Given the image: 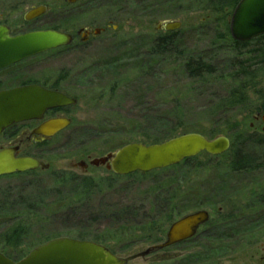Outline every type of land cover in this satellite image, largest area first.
Here are the masks:
<instances>
[{
    "label": "rangeland",
    "instance_id": "rangeland-1",
    "mask_svg": "<svg viewBox=\"0 0 264 264\" xmlns=\"http://www.w3.org/2000/svg\"><path fill=\"white\" fill-rule=\"evenodd\" d=\"M110 1L81 0L70 5L64 0H0V25L8 26L13 34L57 29L74 36L71 46L30 58L12 67L23 76L8 83L44 82L46 77L47 85L59 81L60 89L78 100L75 107L66 110L72 119L71 125L48 144L49 151L43 162L50 165V172L92 178L108 176L112 173L104 167L90 166L82 171L74 168L73 164L76 161L102 158L132 143L154 144L170 131L174 133L169 139L185 134H198L207 139L227 137L231 143L242 134L264 138V110L249 114L229 113L222 109L218 111V105L231 87L230 81H223L224 75L230 73L236 59L228 40L224 43L219 41L218 49L211 47L216 17L202 12L208 4L206 1L203 5H197V10L195 6L189 7L193 10L189 13H183L187 5L183 3L184 9L174 17L176 10L172 7H177L174 0L171 3L163 2L160 7H150L149 2L141 6L139 0H116L114 5L120 10L117 19H121L118 22L110 20L113 15L108 11L110 8H105ZM189 3L194 5L196 0ZM42 5L47 7L45 15L34 22H24L23 17L29 10ZM230 18H227L228 23ZM176 21L182 23L181 29L176 31L179 37L177 48H184L191 55L204 52L205 59L216 65L219 76L215 75L208 82L188 81L178 67H166L169 63L151 68L142 64L151 39L165 33L157 31V25ZM79 29L100 32L82 43L81 37L76 36ZM60 77H63L62 80ZM256 84L248 96L253 104L259 105L255 93L264 94V71L256 79ZM229 121L231 126L227 128L224 125ZM217 126L219 136H204ZM249 152L264 157V147L253 146ZM228 159L225 155L212 157L201 154L195 162L183 165L175 172L154 173L143 179L116 176L117 193L85 202L76 213L60 208L55 195L50 194L42 199L44 205H35L36 213L30 216V221L21 224L28 232L22 244L15 249L6 247L3 237L15 226L6 219H12L16 214L19 217L20 211L6 214L2 211L1 201L5 202L9 191L13 199L25 191L29 200L33 197L30 191L43 190L51 182V177L37 171L29 175L0 178V253L17 261L32 249L54 239L72 238L93 242L91 239H79V234L101 239L97 242L107 246L120 258L141 253L163 242L169 225L184 214L205 210L212 218L217 211L220 215H226L227 208L219 202V189L222 187V192L229 193L225 188H234L236 185L231 183L223 187L219 184L224 174L222 164ZM259 178H264V174ZM245 180L252 182L249 176ZM166 182L172 184L171 189L178 185L183 187L185 194L176 204L171 220L163 222L165 213L149 212L146 202L152 200L145 201L142 194L147 193L148 197V192ZM62 192L63 197H67L66 192ZM243 196L236 194L232 199H242ZM203 197L212 202L217 199L214 209L198 205L201 199L205 201ZM249 200L245 198L243 203ZM139 201H143L140 214L135 212L114 220L104 216L107 212H118L133 203L139 206ZM151 222L156 224L155 230L143 233L142 230L148 229ZM249 225L232 222L230 227L222 228L221 222L217 233L212 234L211 229H201L190 242L132 260L128 264H264V238L247 246L250 237L255 233L260 234L261 228ZM123 231H128L124 240H116L115 236L113 241L106 240L112 234ZM151 234H155L159 242L142 243ZM198 254V258L194 257ZM186 256L194 258L180 263Z\"/></svg>",
    "mask_w": 264,
    "mask_h": 264
},
{
    "label": "trees",
    "instance_id": "trees-1",
    "mask_svg": "<svg viewBox=\"0 0 264 264\" xmlns=\"http://www.w3.org/2000/svg\"><path fill=\"white\" fill-rule=\"evenodd\" d=\"M115 1L116 0H111L105 8H110L108 10L109 13H112L113 17L117 19L119 18L118 16L120 15V11H112L116 9L114 5ZM139 1H141L139 3L141 6H144L145 3L149 2L150 7H160L163 2L164 4L165 2L171 3V0ZM191 1L194 0H174L177 7H172L174 10H176L173 13V16L176 17L180 10L184 9V6H182L183 3H187V5L185 7L186 10L182 12L189 13L193 11L189 7L195 6L197 7L195 10H197L199 9L197 5H203V3L206 1V4H208L202 12H208V16L211 15L216 17L215 27L214 30H212V40L210 42L211 47L218 49L219 41L224 43L226 40H228L230 44H232V50L235 53L236 62L234 63L233 69L230 71V73L224 75L223 79L224 82H226L225 79L230 81L231 87L228 91V94L226 96L224 95L220 105H218V111L219 109H222L226 112L229 111V113L239 112L240 114L261 112L264 110V94L262 92L255 93L256 97L258 98L257 102L259 105L253 104L248 95L252 90L255 89L257 85L256 79L264 71V36L258 37L246 43L235 42L230 38L229 23L227 18L231 17L233 9L240 0H196V4L190 5L191 3L189 2ZM197 1L200 2L197 3ZM219 27L221 28L220 31ZM151 41L152 43L150 42L148 44L146 57L144 58L145 60H142V64L151 68V66L161 67L169 63L166 65V67H178L184 78L188 81L196 80L208 82V80L212 79L215 75L219 76L216 65L212 63V61L205 59L206 56H204V52L191 55V53L186 51L184 48H177L179 42L177 32L163 33L161 36L158 35L155 38H152ZM237 114L238 113H235V115ZM224 126L230 128V121ZM173 133V131H170L168 135L156 140L154 144H160L170 140L169 138L170 136L172 137ZM204 136L210 138L219 136V126L210 131L208 135ZM253 146L264 147V138H260V136L256 137L255 135L242 134L233 139L229 151L225 154V156H227L229 159L222 164L224 167V174L222 175L223 178L220 181L219 177L216 178L220 182L219 184H221L223 187H228L229 184L236 183L234 188H225L229 191V193L222 192V187L219 189V202L221 203L222 207L224 206L227 208L225 209L226 215H220L221 213H219V211L215 212L214 217H211L208 223H206L202 228L203 230H213V234L214 232H219V225L221 222L222 228H227L228 226L230 227L232 222L242 225L250 224L249 226L251 227H260V234L255 233L254 236L250 237L251 241L247 243V246H251L252 244H255L253 242H257L259 239L264 238V178H259L264 174V157L261 158L250 153L249 149ZM196 160L197 157L194 159L185 160L175 167L151 172L148 174L136 173L127 176V178L143 179L150 177L154 173H163L165 171L175 172L176 170L182 168L183 165H188L189 163H193V161L195 162ZM50 171L51 169L49 171H45V173L50 175L51 182L43 190L39 189L36 192L30 191L33 197H31L29 200L27 199L28 193L25 191H23L22 194L15 196L14 199L12 198L11 191H9L7 192V196L4 199L5 202L3 203V201H1L2 211L6 214L18 213L20 211L18 213L19 217L16 214L12 216V219H6L10 220L15 225L10 230V232L3 237L6 247L15 249L22 244V239L23 237L27 236L28 231L27 228H23L21 224H23L26 220L30 221L31 217L34 215V213H36L35 205H44L42 201L50 194L55 195V200H57L58 206L60 208L71 213L73 211L77 212L85 204V202L91 201L97 197L106 198L110 195H113L114 193H117L118 188L116 180L118 177L112 174L105 177L92 178L74 176L65 172L52 173ZM29 174L32 173L14 176ZM259 174L261 175L256 177V175ZM14 176H10L9 178ZM248 176L252 178V182L245 180L248 178ZM255 184L256 187H254ZM170 187H172V184L170 182H166L159 185L153 191L148 192V197L147 193L142 194L145 201L150 199L152 200L146 202L148 203L147 206L149 209L147 210L149 212L160 211V213L163 212L166 214L163 216L165 219L163 222H168L171 220L176 204L182 198L183 194H185V190L179 185L174 189H171ZM62 191L66 192L67 197H63ZM236 194L237 196L244 194V196L242 199L237 198L236 200H233L232 197L236 196ZM245 198H250V200L244 204L243 202ZM203 199L205 201L201 199L198 205L203 204L204 206L214 209L216 205L215 201H217L216 198L213 202L212 200L204 197ZM135 201L138 200H132L131 202ZM219 202L217 203L219 204ZM137 203L139 206L133 203L131 206H126V208L124 207V209H121L118 212H107L104 214V216L110 220H114V218L118 219L121 217H128V215H131L135 212L140 214L139 211L143 210V201H139ZM143 216L148 218L147 214H144ZM251 216L253 218L250 219ZM228 222H231V224ZM155 228L156 224L151 222L149 223L148 229L141 230L143 233H152ZM127 235L128 231L117 232L112 234L111 237L106 238V240L110 241L111 239V241H113L115 237L116 240H118L117 238L124 240V237ZM77 237L82 240L91 239L93 242L102 245L97 242L98 240H101L98 238H89V236L84 234H79ZM157 242H159V238L156 237L155 234H151L142 241V243L151 244H155ZM104 247L108 248L107 246ZM110 251L112 252V250ZM4 255L10 258V256L6 254ZM199 256L200 255L198 254L194 257L198 258ZM191 257L192 256L183 257L180 263H186V261H188Z\"/></svg>",
    "mask_w": 264,
    "mask_h": 264
},
{
    "label": "water",
    "instance_id": "water-1",
    "mask_svg": "<svg viewBox=\"0 0 264 264\" xmlns=\"http://www.w3.org/2000/svg\"><path fill=\"white\" fill-rule=\"evenodd\" d=\"M69 2L73 1L69 0ZM45 12L44 6L32 8L23 19L29 22L41 17ZM180 28L181 23L176 21L159 23L156 30L174 32ZM99 32L100 30H94L93 34L98 35ZM82 33L83 30L78 32L83 37L90 35V32ZM229 34L233 41L240 43L264 36V0H240L230 18ZM72 41L70 34L56 30L10 36L9 29L1 25L0 70L34 56L68 47ZM74 105H76L75 99L35 85L0 92V133L13 124L38 120L47 110ZM70 124V120L57 119L46 123L42 130L46 131L47 136H53L67 129ZM228 149L229 140L225 137L208 140L198 134H185L160 144H128L113 154L90 160L87 165L81 161L75 166L82 169L88 166L105 167L114 175L124 177L171 168L202 153L219 157ZM48 168V165L33 159H15L12 150L0 152V178L37 169L44 171ZM209 220L210 214L205 210L185 214L169 225L163 242L127 258L117 257L106 247L91 241L58 238L34 248L19 261H12L0 253V264H128L132 260L145 258L189 241Z\"/></svg>",
    "mask_w": 264,
    "mask_h": 264
},
{
    "label": "flooded vegetation",
    "instance_id": "flooded-vegetation-1",
    "mask_svg": "<svg viewBox=\"0 0 264 264\" xmlns=\"http://www.w3.org/2000/svg\"><path fill=\"white\" fill-rule=\"evenodd\" d=\"M64 1L67 4L72 5V4H75L77 1H81V0H72L73 2H69V0H64ZM37 7H39V6H37ZM44 7L46 8V12L43 15H45L47 13V7L45 5H44ZM113 11H120V10L116 6V9ZM39 18L34 19L32 21H29V22H26V23L34 22V21L38 20ZM110 20H112L114 22L121 21L120 19H115V17L110 18ZM4 26H6V25H4ZM6 27L10 31V36H18V35H22V34L29 33V32L43 31V30H31V31H27L24 33H20V34H13L12 30L8 26H6ZM46 30L59 31L57 29H46ZM80 30H83V33L84 32H90V35L83 37L81 34H78V32ZM93 31L79 29L76 32V36H80L81 37L80 41L82 43H84V42L88 41V39L91 36H97V35L93 34ZM59 32H62V31H59ZM63 33H67V32H63ZM67 34H70L73 38L72 43L69 45V46H71L74 42V36L71 33H67ZM21 63H19V64H21ZM19 64H16V65H19ZM16 65H13V66H10V67H7V68L0 70V92L10 91V90L20 88V87H25V86L35 85V86H39V87L43 88L44 90L58 92V93L64 94L65 96H67L71 99H75L76 105H77V103H78L77 98L64 93L60 89V85L58 83L59 81L57 83L47 85L46 84V82H47L46 77L43 80L44 82H42V81L21 82L20 81V82H17L16 84L8 85V83L11 80L21 79L23 76V74H21V72L19 70L12 69V67H14ZM3 72H5V73L2 74ZM61 78H63V77H60L59 79H61ZM76 105L64 107V108H54L51 110H47L42 114L41 118L38 120H30V121H25V122L13 124V125L9 126L8 128L4 129L0 133V152L3 150H7V149L12 150L15 159L29 158V159L36 160V161L41 162L45 165H48L49 168L46 171H49L50 165L48 163L43 162L44 157L47 155V153L49 151L48 144L51 140L56 138L62 131L57 132L53 136H47L46 131L42 130V127L46 123L57 120V119H67V120H70L72 123V119H70L68 114H66V110L73 108ZM82 161L87 165L90 160L89 161L82 160ZM78 162H81V161H78ZM78 162L76 161L73 164L74 168H79L82 171H86L88 169V167H90V166H88L86 169H82L78 166H75L76 163H78ZM37 171H42V170L37 169L35 171L26 172V173H32V172H37ZM108 172L111 173V171H108Z\"/></svg>",
    "mask_w": 264,
    "mask_h": 264
}]
</instances>
